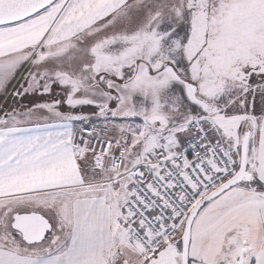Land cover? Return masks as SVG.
<instances>
[{"label":"snow or ice","instance_id":"snow-or-ice-1","mask_svg":"<svg viewBox=\"0 0 264 264\" xmlns=\"http://www.w3.org/2000/svg\"><path fill=\"white\" fill-rule=\"evenodd\" d=\"M0 264H264V0H0Z\"/></svg>","mask_w":264,"mask_h":264}]
</instances>
